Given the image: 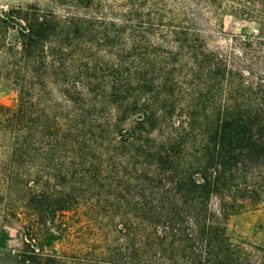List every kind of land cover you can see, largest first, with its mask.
Returning a JSON list of instances; mask_svg holds the SVG:
<instances>
[{"label":"trees","instance_id":"16d2710c","mask_svg":"<svg viewBox=\"0 0 264 264\" xmlns=\"http://www.w3.org/2000/svg\"><path fill=\"white\" fill-rule=\"evenodd\" d=\"M257 25L223 43L225 13ZM0 227L7 264H63L60 211L127 209V264H264L230 233L264 204V0H21L0 6Z\"/></svg>","mask_w":264,"mask_h":264},{"label":"rangeland","instance_id":"374dc122","mask_svg":"<svg viewBox=\"0 0 264 264\" xmlns=\"http://www.w3.org/2000/svg\"><path fill=\"white\" fill-rule=\"evenodd\" d=\"M19 1L0 0V6ZM209 30L223 43L228 36L256 32L257 25L227 12L215 18ZM17 103L12 90L0 88V122L3 119L1 106L15 107ZM79 210L60 211L53 224L41 229L39 241L44 254L58 256L63 264H127V209H103L97 213ZM230 233L255 241L264 240V204L234 215L230 220ZM23 246L17 230L0 227V264H7L4 256Z\"/></svg>","mask_w":264,"mask_h":264}]
</instances>
